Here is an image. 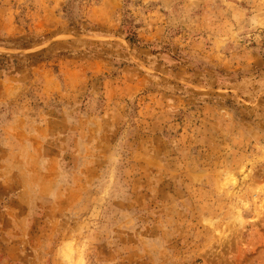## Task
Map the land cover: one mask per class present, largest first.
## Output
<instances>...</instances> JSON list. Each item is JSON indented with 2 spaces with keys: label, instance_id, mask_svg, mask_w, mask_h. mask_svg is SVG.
<instances>
[{
  "label": "rangeland",
  "instance_id": "374dc122",
  "mask_svg": "<svg viewBox=\"0 0 264 264\" xmlns=\"http://www.w3.org/2000/svg\"><path fill=\"white\" fill-rule=\"evenodd\" d=\"M0 264H264V0H0Z\"/></svg>",
  "mask_w": 264,
  "mask_h": 264
},
{
  "label": "trees",
  "instance_id": "16d2710c",
  "mask_svg": "<svg viewBox=\"0 0 264 264\" xmlns=\"http://www.w3.org/2000/svg\"><path fill=\"white\" fill-rule=\"evenodd\" d=\"M129 29H130V30H128V31H129V32H128V34H129V38H130L131 41H135V40H136V34H135V32L132 30L131 27H130Z\"/></svg>",
  "mask_w": 264,
  "mask_h": 264
}]
</instances>
